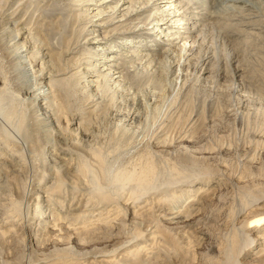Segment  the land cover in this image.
<instances>
[{
	"label": "rangeland",
	"instance_id": "obj_1",
	"mask_svg": "<svg viewBox=\"0 0 264 264\" xmlns=\"http://www.w3.org/2000/svg\"><path fill=\"white\" fill-rule=\"evenodd\" d=\"M105 1L0 0V264H257L264 0Z\"/></svg>",
	"mask_w": 264,
	"mask_h": 264
},
{
	"label": "bare ground",
	"instance_id": "obj_2",
	"mask_svg": "<svg viewBox=\"0 0 264 264\" xmlns=\"http://www.w3.org/2000/svg\"><path fill=\"white\" fill-rule=\"evenodd\" d=\"M26 1V0H25ZM62 1H65V0H62ZM125 1L126 0H106L105 2H103V4L104 5H110V4H120V5H122V6H126V5H129V6H131V4L135 1V0H131V2H128V3H125ZM128 1V0H127ZM144 1H151L149 4H145V6H143V7H135L134 8V10L132 11V13H134L135 15H137V14H139V13H143V12H149V11H153V10H156V9H159V11H155L154 13H155V15H153L154 16V21H157V22H159V23H161L162 22V25H161V32H160V34H159V36H163V38H167L168 36L167 35H164V33H165V31H167L168 30V27H169V29H176L177 31H176V35H179L180 34V36H181V33H180V28L179 27H174V25H172V22H174V18H175V16H169V14L168 13H171L170 11H171V9L169 8V10H163V9H168V7L167 6H170V5H164V4H169V3H167V1L168 0H144ZM261 1H263V0H261ZM58 3L60 2V1H57ZM202 1H200V3H201ZM225 2H239V3H246V4H248V3H251V4H253V5H259L260 4V0H257V2H254L253 0H218L217 1V5H221L222 3H225ZM7 3V2H6ZM23 3H25L24 1H23ZM199 3V2H198ZM119 4H118V6H119ZM213 4H215V3H213ZM246 4H245V6H246ZM103 5V6H104ZM207 6V2H204V4H203V6ZM249 5V4H248ZM247 5V6H248ZM80 7H83V8H86L87 7V12L88 13H90V14H92L91 13V10H90V7L89 6H92V1H89V3H82V4H80L79 5ZM94 6V5H93ZM122 6H120L121 8H122ZM216 6V5H215ZM255 6V7H256ZM250 7H251V5H250ZM254 7V6H253ZM201 8H203V7H201ZM161 9V10H160ZM246 9V8H245ZM249 9V8H248ZM253 9V8H252ZM122 12V10L121 9H118V10H114V11H112V15H113V17H114V19H116L117 17H119L118 15H120L119 13H121ZM180 12V11H179ZM243 12V11H242ZM202 13V12H201ZM103 13H102V11L101 12H99L98 13V15L101 17V15H102ZM174 14V13H173ZM166 15H168V16H166ZM183 15H185V13L183 14ZM241 15V14H240ZM91 16V15H90ZM182 16V15H181ZM232 16V15H231ZM242 16H244V14H242ZM105 17V16H104ZM123 17H126V15H124ZM167 17H169L168 19H167ZM171 17V18H170ZM184 17V16H183ZM89 19H90V17H89ZM98 19V18H97ZM91 20V19H90ZM99 20V19H98ZM101 20V19H100ZM223 20V19H222ZM97 21V20H96ZM237 21V20H236ZM95 20H93V22H92V26H95ZM108 22V21H107ZM171 22V25H169V23ZM225 22H226V20H225ZM90 23V22H89ZM101 23V22H100ZM103 23V22H102ZM180 23V22H179ZM230 23V22H229ZM104 24V23H103ZM174 24V23H173ZM18 25V24H17ZM16 25V26H17ZM91 25V24H90ZM100 25V24H99ZM108 26V24L106 23V24H104V25H101V26H97V27H100V28H102V27H107ZM164 26H166L167 28H165V29H162ZM239 26V25H238ZM156 27H158V26H156ZM242 27V26H241ZM1 28V27H0ZM133 28V30H129V31H127V32H123L122 34H119V35H134V34H136L137 33V31H135V30H137V27H131V29ZM2 29V28H1ZM21 32V31H20ZM23 32V31H22ZM3 33H4V31L3 30H0V39H2L1 38V36L3 35ZM93 33V32H92ZM117 34V33H116ZM115 34V35H116ZM240 35V34H239ZM176 37V38H178L177 40H179V39H182V41H186V39H183V38H181V37ZM123 38V37H122ZM162 38V37H161ZM96 39H98V37L96 38ZM96 39H93L95 42H94V44H97V46L96 47H99L98 45H101L102 44V42H100V41H96ZM3 40V39H2ZM2 40H1V43H2ZM13 40V39H12ZM127 41V40H126ZM93 42V41H92ZM87 43H88V40H87ZM178 43H179V41H178ZM177 43V44H178ZM186 43L187 42H183V45H182V47L181 48H183V50H185L186 51V49L189 51V49L188 48H186ZM2 46V45H1ZM0 46V47H1ZM195 47V46H194ZM194 47H192V48H194ZM184 48H186V49H184ZM176 49V48H175ZM28 49H26V51H27ZM174 50V49H173ZM177 50V49H176ZM193 51V50H192ZM192 51H190V54H191V52ZM20 52V51H19ZM21 53V52H20ZM19 53V54H20ZM23 55L21 54V57H22ZM185 56V55H184ZM188 56V55H187ZM191 56H192V54H191ZM19 57H20V55H19ZM19 57H18V54H17V52L15 51V54H14V59H19ZM23 58V57H22ZM190 59V58H189ZM21 60V59H20ZM105 66V65H104ZM106 67V66H105ZM114 69V68H113ZM82 71V70H81ZM111 71V70H110ZM80 72V71H79ZM89 74H90V72H88ZM92 73V72H91ZM112 73V72H111ZM81 75V74H80ZM53 76V75H52ZM111 77H112V75H111ZM110 77V78H111ZM94 79V78H93ZM95 80V79H94ZM108 81V80H107ZM90 82V81H89ZM94 82V81H93ZM97 82V81H96ZM102 84V83H101ZM35 86V85H34ZM86 86V85H85ZM24 85L23 84H20V85H18L17 87H15V89H17V90H14V91H16L18 94H20V92L21 91H23V89H24ZM84 87V86H83ZM103 87V86H102ZM31 88V86L29 85V87H28V89H30ZM34 88H36V87H34ZM85 88V87H84ZM88 88H90V87H88ZM85 90H86V88H85ZM31 91H32V89H31ZM31 91H29V92H31ZM28 97V96H27ZM31 97V96H30ZM35 97V96H34ZM31 99V98H30ZM45 99V98H44ZM36 101V100H35ZM37 101H38V99H37ZM45 101H47V100H45ZM39 106V105H38ZM0 115L2 116L3 114L0 112ZM10 122V121H9ZM35 124H37V123H35ZM35 124H33L32 125V127L34 128V126H35ZM15 130L17 131V129L15 128ZM42 126L41 125H38L37 127H35V129H34V131L36 132V136H37V134H39V136H40V134H42ZM9 134V133H8ZM10 135V137H11V140L13 141V145H15V142H16V140L14 139V137L11 135V134H9ZM20 138V137H19ZM17 143V142H16ZM24 145H26V143L24 144ZM46 157V156H45ZM152 176V175H151ZM98 205H104V204H98ZM105 205H108V204H105ZM264 222V219H262V215L261 216H259L258 218H257V221H255L254 223H257V224H261V223H263ZM250 228H253V226H251ZM41 237V236H40ZM41 239V238H40ZM255 262V261H254ZM126 263V262H125ZM255 263H257V264H264V258H260L259 260H257Z\"/></svg>",
	"mask_w": 264,
	"mask_h": 264
}]
</instances>
